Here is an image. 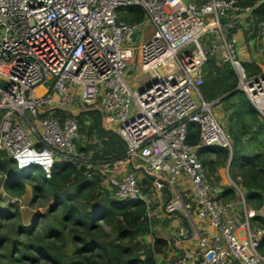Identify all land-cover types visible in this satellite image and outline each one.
Instances as JSON below:
<instances>
[{"label":"built area","instance_id":"1","mask_svg":"<svg viewBox=\"0 0 264 264\" xmlns=\"http://www.w3.org/2000/svg\"><path fill=\"white\" fill-rule=\"evenodd\" d=\"M130 7L142 20L122 17ZM254 8L238 0H0V82L8 83L0 86V152L47 177L58 160L84 165L119 200H143L150 219L180 216L174 264H264V228L252 223L260 210L230 175L210 184L197 153L214 145L233 154L213 108L220 99L200 89L210 57L231 64L237 90L264 118V62L250 74L232 33L240 14L254 20ZM259 30L264 36V19ZM130 74L139 79L132 85ZM86 110L123 139L122 157L78 149L77 116ZM191 123L198 145L188 142ZM228 184L235 200L221 196Z\"/></svg>","mask_w":264,"mask_h":264},{"label":"trees","instance_id":"2","mask_svg":"<svg viewBox=\"0 0 264 264\" xmlns=\"http://www.w3.org/2000/svg\"><path fill=\"white\" fill-rule=\"evenodd\" d=\"M259 1L238 0L242 6L255 7L253 21L256 22L257 31H260L259 23L264 19V1L257 4ZM122 17L136 22L142 20L144 13L138 7H130L123 11ZM246 67L250 74L261 71V66L256 63H248ZM204 71V82L200 89L207 100L225 101L239 91L236 90L238 78L230 63H221L215 57H210ZM234 114L236 122L244 130L250 128L244 121L247 115L255 119L259 116L249 100L241 103ZM77 119L81 132V138L77 141L80 151H93L95 159L123 156L125 142L115 132L102 127L98 111H83ZM258 132H264L263 125ZM230 135L234 139L231 158L227 148L214 145L198 147L197 153L206 178L210 179H207L210 184H218L222 180L219 168L225 166L230 158V171L241 172L243 180L238 183L245 190L247 204L260 210L264 204V196L258 191L264 190V151L253 155L244 154L238 147V134L231 131ZM188 142L194 145L200 143L197 123L189 125ZM234 178L237 179V175ZM27 182L32 184L35 198H53L48 211L50 214L59 213L62 228L41 225L38 220L34 231H25L28 236L25 240L10 238L0 229V264H157L156 254H165L169 249L168 241L161 237L156 236L152 244L146 243L147 237L152 234V223H158L159 220L148 217L143 200H119L110 194V188L99 174L89 176L84 165L67 160L56 161L51 176L47 177L40 166L20 168L8 152L1 151L0 219H12L9 214L14 206L12 200L24 195ZM221 196L225 200L234 199L236 192L233 186L225 185ZM82 200L85 203L80 211ZM2 202L7 203L2 206ZM252 220L264 228L263 215L258 214ZM164 222L168 223L169 220ZM106 225L111 226L114 235L107 230ZM33 232H38V235L31 237ZM65 242L72 243L71 253L66 252ZM5 250L7 253H4ZM260 250L264 253V236Z\"/></svg>","mask_w":264,"mask_h":264},{"label":"rangeland","instance_id":"3","mask_svg":"<svg viewBox=\"0 0 264 264\" xmlns=\"http://www.w3.org/2000/svg\"><path fill=\"white\" fill-rule=\"evenodd\" d=\"M187 1H190V0H187ZM194 1H202V0H194ZM121 15H123V12H121ZM237 25H238L237 28L241 26L244 34L255 32L256 30L255 21L249 20L248 24L238 22ZM233 32H234V28L232 29V33ZM248 39L250 38L248 37ZM263 62H264V59L262 60V63ZM243 64L246 67V64L248 63H243ZM248 70L249 69L247 68V71ZM138 80L139 79L134 78L133 74H130L128 76V81L131 85L137 82ZM141 83L142 84L139 87L140 89L146 85V82H141ZM239 93L241 96L246 97V100H249L247 96H245L246 94L243 91L239 90ZM237 97L239 96L226 99L225 101L218 102L214 105L213 108H214L215 114L217 115L220 123L225 128L226 132L229 134L231 139L234 141L230 133L231 131H235L238 134L239 141H240L238 147L241 150L246 151L245 143L248 141H253L258 137V131L261 129L262 125L264 126V118L260 115L259 111L256 109L259 113L258 119H255L252 116H246V118H244V121L249 125L250 128L247 130L242 129L240 124L236 122V117L234 114L237 108L236 107L237 105L236 101L238 99ZM80 141L82 142V139ZM229 164H230L229 161H227L225 166H222L219 168V175L221 179L224 180V182H226L228 175H230V177L237 183L243 180L240 171L238 170L235 172L230 171ZM234 175L235 177L237 175V179L234 178ZM207 179L210 180L209 178ZM212 179L213 178H211V180ZM110 194H112L115 197L114 193L111 190H110ZM235 198L233 200H235ZM95 200L97 199L95 198ZM12 201L14 202V206L10 209V213H9L12 215V219L10 220L4 219V218L0 219L1 221L0 229L2 233L9 236L10 238H13V239L18 238V239H24V240L28 239V236L26 235L25 231L27 232L28 229H30L31 231H34L38 220L41 223V225L43 223L46 225L49 224L52 227H57L60 229L62 228V224H61L62 222H61V217L59 216V213L50 214L48 211V207H50L53 203V198L49 196H41V197L38 196L37 198H35L34 189L30 182L26 183V192L24 193V195H22L19 198H14ZM6 203L7 202H2L1 205L5 206ZM84 203H85L84 200L80 202L79 204L80 211L83 209L82 205ZM248 207L250 206L248 205ZM263 207H264V204L260 208L259 213L260 215L264 216ZM252 223H253V220H252ZM255 225L258 226V224H255ZM106 228L110 233H112V235H114V233L111 231V226L106 225ZM155 233H156L155 231H152L153 237L150 235V240L151 239L154 240V238L156 237ZM36 235H38V232H33V235L31 237H35ZM65 243H66L65 244L66 252L71 253L72 243L71 242H65ZM146 243L152 244V241L147 240ZM4 253H7L6 250L4 251ZM174 255H175V250H172V249L171 250L167 249L165 254H156L157 264H173L172 257Z\"/></svg>","mask_w":264,"mask_h":264},{"label":"crops","instance_id":"4","mask_svg":"<svg viewBox=\"0 0 264 264\" xmlns=\"http://www.w3.org/2000/svg\"><path fill=\"white\" fill-rule=\"evenodd\" d=\"M250 18L246 17L245 14H240L239 19L236 21L235 26H234V32H233V39L236 44V50L238 53L239 58L243 63H256L259 66L262 65V60L264 59V36L260 33V31L255 30V32H250L248 34H244L241 26L239 28L237 23L242 22L245 24H248ZM252 21V20H250ZM237 25V26H236ZM248 37L250 39H248ZM237 97V105L238 107L241 103L246 101V97L241 96L239 91L233 95L230 98ZM241 96V97H240ZM246 96V95H245ZM229 98V99H230ZM250 116V115H247ZM246 118V117H245ZM240 149V148H239ZM245 149L246 151L241 150L242 153L247 154V155H253L254 153H259L264 151V132H258V137L253 140V141H248L245 143ZM203 167V166H202ZM204 169V167H203ZM205 173V169H204ZM225 186V185H224ZM223 186V187H224ZM222 187V189H223ZM245 191V190H244ZM260 193L264 196V190L263 189H258ZM165 196L157 197L155 196L154 202L153 203V208L158 207L165 201ZM156 219L159 220L158 223H152L151 228L152 231H155V235L157 237H161L168 241L169 243V249L171 250L172 247L170 246V241L173 239L174 234L184 226V220L178 216V215H166L162 216L161 214L158 215ZM165 220H169L168 223H165ZM153 237V235L151 234ZM149 241H152L153 239L150 240V235L147 237ZM176 252V251H175Z\"/></svg>","mask_w":264,"mask_h":264},{"label":"water","instance_id":"5","mask_svg":"<svg viewBox=\"0 0 264 264\" xmlns=\"http://www.w3.org/2000/svg\"><path fill=\"white\" fill-rule=\"evenodd\" d=\"M0 86L4 89H6L8 87V83L5 81V80H1L0 82ZM237 90V88H236ZM172 263L174 264L175 263V259H172Z\"/></svg>","mask_w":264,"mask_h":264},{"label":"clouds","instance_id":"6","mask_svg":"<svg viewBox=\"0 0 264 264\" xmlns=\"http://www.w3.org/2000/svg\"><path fill=\"white\" fill-rule=\"evenodd\" d=\"M26 164H27V161L20 160V167H24V166H26Z\"/></svg>","mask_w":264,"mask_h":264}]
</instances>
